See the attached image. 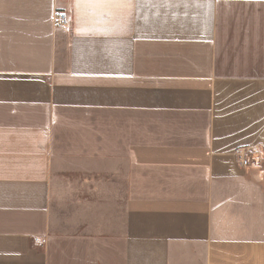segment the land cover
<instances>
[{
  "label": "crops",
  "instance_id": "crops-1",
  "mask_svg": "<svg viewBox=\"0 0 264 264\" xmlns=\"http://www.w3.org/2000/svg\"><path fill=\"white\" fill-rule=\"evenodd\" d=\"M0 264H264V0H0Z\"/></svg>",
  "mask_w": 264,
  "mask_h": 264
},
{
  "label": "built area",
  "instance_id": "built-area-1",
  "mask_svg": "<svg viewBox=\"0 0 264 264\" xmlns=\"http://www.w3.org/2000/svg\"><path fill=\"white\" fill-rule=\"evenodd\" d=\"M53 25L56 29H66L70 26V17L67 12L57 9L53 15ZM239 163L245 168L250 164L248 153L244 150L239 151Z\"/></svg>",
  "mask_w": 264,
  "mask_h": 264
}]
</instances>
